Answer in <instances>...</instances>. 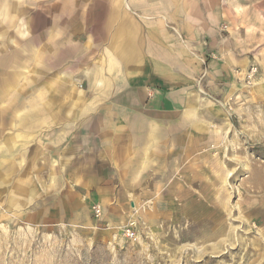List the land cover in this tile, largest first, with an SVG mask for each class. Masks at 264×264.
<instances>
[{
    "label": "rangeland",
    "instance_id": "374dc122",
    "mask_svg": "<svg viewBox=\"0 0 264 264\" xmlns=\"http://www.w3.org/2000/svg\"><path fill=\"white\" fill-rule=\"evenodd\" d=\"M227 2L231 39L244 48L237 81L234 76L222 101L207 100L206 121H197L192 143L181 146L174 166L142 169L134 198L103 208L109 224L86 227L68 217H50L51 223L35 216L44 200L29 205L16 199V145L4 147L0 264H264V0ZM62 4L0 0V90L17 80L20 94L0 98V141L16 134L17 122L29 131V118L37 120V133L72 121L62 116L70 117L76 106L62 115L51 86L63 62L52 55L51 39L69 27ZM16 55L31 62L17 74ZM47 202L57 208L58 195ZM127 225L133 237L125 235Z\"/></svg>",
    "mask_w": 264,
    "mask_h": 264
},
{
    "label": "crops",
    "instance_id": "0c3cea01",
    "mask_svg": "<svg viewBox=\"0 0 264 264\" xmlns=\"http://www.w3.org/2000/svg\"><path fill=\"white\" fill-rule=\"evenodd\" d=\"M62 1L69 27L51 46L67 66L62 62L51 86L62 115L76 106L62 116L72 121L39 133L35 118L28 119L29 131L17 122L16 134L0 141V167L4 147L16 145L17 200H44L34 214L46 222L61 216L104 227L111 217L95 219L92 205L109 211L134 198L142 169L174 166L197 121H206L207 100L222 101L234 76L237 81L244 48L231 39L227 0ZM22 64L31 62L16 55V74ZM18 85L9 83L0 98L18 99ZM53 193L55 209L47 202Z\"/></svg>",
    "mask_w": 264,
    "mask_h": 264
},
{
    "label": "built area",
    "instance_id": "2783aa9c",
    "mask_svg": "<svg viewBox=\"0 0 264 264\" xmlns=\"http://www.w3.org/2000/svg\"><path fill=\"white\" fill-rule=\"evenodd\" d=\"M252 71H255V67L252 69ZM92 213L94 214L95 218H100L103 214V208L100 204H93L92 205ZM124 233L127 237H133L135 235V231L131 227V225H127L124 229Z\"/></svg>",
    "mask_w": 264,
    "mask_h": 264
}]
</instances>
